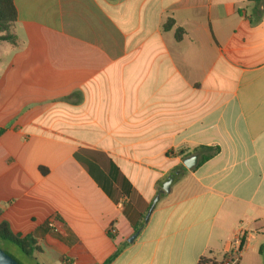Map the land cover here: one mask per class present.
Returning <instances> with one entry per match:
<instances>
[{"label": "crops", "instance_id": "1", "mask_svg": "<svg viewBox=\"0 0 264 264\" xmlns=\"http://www.w3.org/2000/svg\"><path fill=\"white\" fill-rule=\"evenodd\" d=\"M13 2L0 223L28 264H264V0Z\"/></svg>", "mask_w": 264, "mask_h": 264}, {"label": "trees", "instance_id": "2", "mask_svg": "<svg viewBox=\"0 0 264 264\" xmlns=\"http://www.w3.org/2000/svg\"><path fill=\"white\" fill-rule=\"evenodd\" d=\"M16 21H17V10L13 0H0V42H8L14 45L17 44L18 39L14 29ZM173 25H174V20L170 19L164 24L163 29L167 30L171 28ZM182 35H183V29L177 30L176 32L177 40H180L182 38ZM207 150L209 151L208 156H211L216 151V149H207ZM179 154H183V152ZM208 156H202L200 159V163L205 161ZM1 215H2V209L0 208V217ZM6 242L15 245L23 254L29 257L32 256L34 252L39 250V246L37 245V240L35 239L34 236L29 235V236L21 237L19 235H16L11 231L9 225L6 222H1L0 247L2 248V246ZM113 259L114 256L111 257L109 260H107L104 264H110ZM200 264H217V263L201 260Z\"/></svg>", "mask_w": 264, "mask_h": 264}, {"label": "water", "instance_id": "3", "mask_svg": "<svg viewBox=\"0 0 264 264\" xmlns=\"http://www.w3.org/2000/svg\"><path fill=\"white\" fill-rule=\"evenodd\" d=\"M197 163V156L193 155L190 156L188 158H186L184 160V165L188 168V169H192ZM173 181V177H169L168 180L163 184V191H169L170 185ZM159 195L154 199L146 217H145V221L147 222L149 220V217L153 211V209L155 208V205L157 204L158 200H159ZM137 236V234H135L129 241H133V239ZM0 264H20L16 259H14L10 254H8L4 249H2L0 247Z\"/></svg>", "mask_w": 264, "mask_h": 264}, {"label": "rangeland", "instance_id": "4", "mask_svg": "<svg viewBox=\"0 0 264 264\" xmlns=\"http://www.w3.org/2000/svg\"><path fill=\"white\" fill-rule=\"evenodd\" d=\"M2 248L7 251L14 259H16L20 264H28V257L23 254L15 245L6 242Z\"/></svg>", "mask_w": 264, "mask_h": 264}, {"label": "built area", "instance_id": "5", "mask_svg": "<svg viewBox=\"0 0 264 264\" xmlns=\"http://www.w3.org/2000/svg\"><path fill=\"white\" fill-rule=\"evenodd\" d=\"M48 226L50 227V228H52V229H55V227H56V223H55V220L54 219H51V220H49V222H48ZM242 236L241 235H239V236H237L236 238H235V240H234V245L237 247V250H238V252H239V250H240V248H241V246H242ZM237 261H238V258H228L226 261H225V263L224 264H236L237 263Z\"/></svg>", "mask_w": 264, "mask_h": 264}]
</instances>
